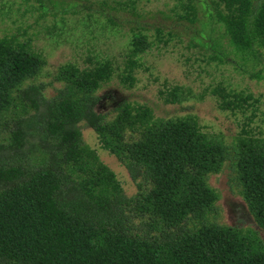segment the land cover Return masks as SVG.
Returning a JSON list of instances; mask_svg holds the SVG:
<instances>
[{"label": "trees", "instance_id": "16d2710c", "mask_svg": "<svg viewBox=\"0 0 264 264\" xmlns=\"http://www.w3.org/2000/svg\"><path fill=\"white\" fill-rule=\"evenodd\" d=\"M40 1L37 10H47L46 0ZM177 1L181 18L195 23L201 5L212 30L220 31L202 41L214 50L212 59L258 66L264 0ZM131 29L120 76L129 87L151 47L139 25ZM46 63L32 37H0V264H264L257 237L213 219L220 194L209 183L232 161L233 178L264 230V139H242L232 149L204 134L194 117L159 118L146 104L123 103L109 119L96 106L98 90L115 73L112 60L88 56L84 66L61 65L52 97L46 93L50 83L34 81ZM254 76L262 78L261 71ZM208 91L224 110L253 105L251 94L222 84ZM159 93L175 104L191 90L176 85ZM82 122L130 171L135 195H126L115 171L84 142Z\"/></svg>", "mask_w": 264, "mask_h": 264}, {"label": "rangeland", "instance_id": "374dc122", "mask_svg": "<svg viewBox=\"0 0 264 264\" xmlns=\"http://www.w3.org/2000/svg\"><path fill=\"white\" fill-rule=\"evenodd\" d=\"M57 1L65 2L61 3L63 7H54L46 0L47 14L40 16L45 12L37 10L40 0H0V37L16 34L23 42L32 37V47L47 60L34 81L50 83L48 97L55 95V87L60 86L53 79L61 65L72 62L84 66L88 56L109 59L116 70L112 79L98 90L100 101L96 106V111L107 118H113L116 108L123 103L146 104L159 118L194 117L204 134L224 141L232 149L242 139H264V55L256 67L238 58L234 62L212 59L214 50L202 41L219 37L220 31L212 30V20L201 5L198 19L192 23L180 17L184 11L177 0H135L134 5L129 0H107L104 7L105 0ZM63 9L67 11L63 13ZM136 25L147 35L151 47L141 55V67L135 70L136 82L129 87L120 76L132 47L131 28ZM259 71L262 78L254 76ZM219 84L234 92L251 94L253 105L244 111L220 108L217 97L208 91ZM176 85L191 90V94L181 103H165L160 90ZM80 126L84 142L115 171L126 195H135L138 189L130 171L102 147L91 127L85 122ZM34 150V156L40 158L39 150ZM230 162L209 177L210 185L220 194L213 219L251 233L264 246V230L249 211Z\"/></svg>", "mask_w": 264, "mask_h": 264}]
</instances>
